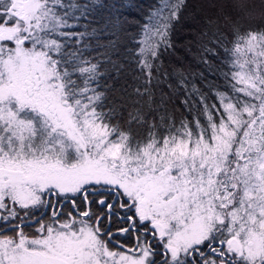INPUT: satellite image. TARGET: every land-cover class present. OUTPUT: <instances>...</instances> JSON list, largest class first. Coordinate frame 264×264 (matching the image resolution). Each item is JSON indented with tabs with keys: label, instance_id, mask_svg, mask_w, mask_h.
Masks as SVG:
<instances>
[{
	"label": "snow or ice",
	"instance_id": "1",
	"mask_svg": "<svg viewBox=\"0 0 264 264\" xmlns=\"http://www.w3.org/2000/svg\"><path fill=\"white\" fill-rule=\"evenodd\" d=\"M183 4L161 0L152 12L145 35L154 42L140 49L142 77L129 91L102 83L100 61L76 46L96 29L77 32L74 22L102 0H0V221L15 229L0 235V264H157L153 242L165 264H264V26L239 27L251 0L220 6L231 46L219 30L203 46L212 95L182 78L191 119L177 121L168 93L156 99L154 61ZM121 16L105 22L114 35ZM105 56L118 77L122 65ZM97 193L105 216L53 210ZM45 208L52 218L26 233L23 217ZM117 209L154 238L139 253L109 247L100 221Z\"/></svg>",
	"mask_w": 264,
	"mask_h": 264
},
{
	"label": "trees",
	"instance_id": "2",
	"mask_svg": "<svg viewBox=\"0 0 264 264\" xmlns=\"http://www.w3.org/2000/svg\"><path fill=\"white\" fill-rule=\"evenodd\" d=\"M67 2V0H66ZM78 4H91V0H73ZM226 0H184L182 9L179 12V18L171 21L168 30V46L161 45L154 64L158 66L159 71L154 68V75H158L163 81L162 84L156 86L153 84L156 93V99L159 98L160 89L169 95V103L167 107L178 121L187 117L191 119V115L185 110L182 101L185 98V89L179 81L183 78L188 82L189 88L194 83L201 91L207 93L211 97L209 91V81L215 79L209 76L205 65L202 63L203 46L209 44V39L217 30L228 35L226 44L231 46V19L226 20L224 13L220 7ZM255 6L252 17L244 18L239 21L241 31L249 28L259 29L264 26V9L261 5L264 0H251ZM105 5L99 11L93 10L74 23L77 32L91 33L96 29L95 35H85L82 43L77 47H84V55L89 59L99 60L100 67L107 75L101 77L103 83L107 80L116 89H132L140 84L142 77L141 70L137 67V61L140 55V49L145 43H152L145 33L148 31L151 21L152 12L160 5L161 0H102ZM112 16H121L123 23L114 35L106 29L105 22ZM105 29L104 31H100ZM114 44V48H111ZM219 57H223L224 53L220 48L216 49ZM111 57V61L122 65L120 74L116 76V70L111 67V63L106 59L105 53ZM217 59L216 63L219 64ZM203 73V77L201 76ZM165 74H167L165 76ZM218 84L219 80L216 81ZM168 84L173 85L172 89L167 87ZM41 213V212H40ZM39 213V214H40ZM35 216L23 217L24 230L27 232L30 225L26 221H32ZM135 218V217H134ZM45 219L44 217L37 220ZM17 223L16 219L11 220V224ZM0 235H15V229L5 222L0 221ZM32 227L33 224H32ZM6 231L7 233H4Z\"/></svg>",
	"mask_w": 264,
	"mask_h": 264
},
{
	"label": "flooded vegetation",
	"instance_id": "3",
	"mask_svg": "<svg viewBox=\"0 0 264 264\" xmlns=\"http://www.w3.org/2000/svg\"><path fill=\"white\" fill-rule=\"evenodd\" d=\"M98 196L99 193H97L96 196L90 194L88 201L77 200V204H72L66 199H61L59 201V208L53 210L59 211L61 215L72 213L73 217H77L79 211L81 210H88L98 216H105V211L94 203ZM52 203L55 205L57 201L53 200ZM117 212L118 214L110 215L109 218L102 219L100 221L101 230L105 233V238L108 240L109 247L114 251L123 252L128 255L139 253V245L142 241L144 239L153 241L154 238L151 236H145L143 225L139 226L138 218L135 216L133 211L127 209H117ZM128 215L132 216L131 220L127 219ZM34 216L35 218L32 221H26L30 225L28 232L31 233L35 231V227H32L33 221L41 217H44L45 219L52 218L51 211L47 208H45V210L39 215ZM133 224H136L137 226L133 228ZM125 229L127 230L125 231ZM131 249H136V253L130 251ZM152 249L155 255L150 257V259H155L157 264H165V257L163 255L165 249L155 242L152 244Z\"/></svg>",
	"mask_w": 264,
	"mask_h": 264
}]
</instances>
